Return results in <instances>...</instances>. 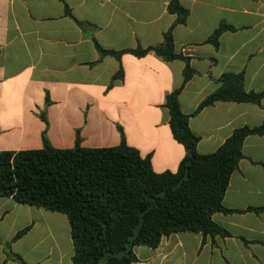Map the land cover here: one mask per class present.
<instances>
[{
	"label": "crops",
	"instance_id": "obj_1",
	"mask_svg": "<svg viewBox=\"0 0 264 264\" xmlns=\"http://www.w3.org/2000/svg\"><path fill=\"white\" fill-rule=\"evenodd\" d=\"M189 11L174 29L175 52L196 72L179 97L200 155L235 131L264 125L259 104L216 102L196 113L226 74H243L247 93L264 92V0H180ZM169 0H0V153L118 147L124 140L155 173L177 172L185 147L173 137L168 95L185 62L156 53L119 59L109 52L163 42L176 16ZM66 7L71 16L66 15ZM230 25L219 47L207 40ZM120 77L115 78L120 74ZM244 158L224 196L231 213L213 221L230 236L180 232L153 249L136 246L134 264H264V135L245 139ZM28 230L23 236H16ZM66 215L0 196V264H73Z\"/></svg>",
	"mask_w": 264,
	"mask_h": 264
},
{
	"label": "trees",
	"instance_id": "obj_2",
	"mask_svg": "<svg viewBox=\"0 0 264 264\" xmlns=\"http://www.w3.org/2000/svg\"><path fill=\"white\" fill-rule=\"evenodd\" d=\"M168 11L176 21L158 46L109 52L95 44L102 56L119 59L125 53L144 57L154 52L166 62H185L183 83L166 100L173 137L187 153L177 172L155 173L150 158H142L124 140L114 148L86 149L78 139L73 149L57 150L44 138L41 150L0 153V196L66 215L72 231L73 264H134L136 246L155 249L164 237L180 232L230 236L213 216L232 212L223 204L230 178L244 158L245 139L263 136L264 125L235 131L213 154L198 153L199 139L179 102L196 72L189 57L175 52L174 44V29L187 22L189 11L180 0H169ZM66 15L71 16L68 7ZM233 30L222 24L207 42L218 48L221 35ZM221 83L196 113L220 101L259 104L264 98V92L245 91L243 74H226Z\"/></svg>",
	"mask_w": 264,
	"mask_h": 264
}]
</instances>
